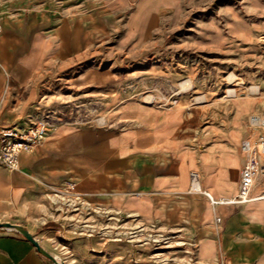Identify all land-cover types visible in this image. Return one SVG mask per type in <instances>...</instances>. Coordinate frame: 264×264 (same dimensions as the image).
I'll list each match as a JSON object with an SVG mask.
<instances>
[{"label":"crops","instance_id":"1","mask_svg":"<svg viewBox=\"0 0 264 264\" xmlns=\"http://www.w3.org/2000/svg\"><path fill=\"white\" fill-rule=\"evenodd\" d=\"M203 1L134 0L128 12L95 0L1 2V18L6 13L11 20L4 22L0 34V128L45 117V80L54 72L49 66L89 77L95 71V54L112 40L125 59L128 53L149 52V69L135 73L155 80L156 89L198 73L199 54L205 51L237 56L240 37L254 30L253 18L243 17L249 9L219 8L206 19ZM127 47L132 49L128 52ZM208 107L192 112L159 100L158 110L153 108L148 116L143 106L129 105L127 116L140 121L134 127L53 126L42 146L21 154L19 170H0V184L8 198L17 190L33 200L45 189L75 182L89 209L98 212L94 218L115 215L181 231L195 264H264V198L228 202L239 192L245 164L242 141L262 130H247L237 113L203 117ZM193 172L199 176L194 186ZM263 193L264 176H259L252 196ZM60 233L52 225L41 239ZM64 235L77 255L74 264L95 262V249L104 257L125 248ZM0 264L54 263L26 238L0 232Z\"/></svg>","mask_w":264,"mask_h":264},{"label":"rangeland","instance_id":"2","mask_svg":"<svg viewBox=\"0 0 264 264\" xmlns=\"http://www.w3.org/2000/svg\"><path fill=\"white\" fill-rule=\"evenodd\" d=\"M5 1L0 0V3ZM59 1L52 0V3ZM95 1L113 10L126 12L135 3L134 0ZM201 6L206 8V19L212 10L219 8L249 9V15L243 17L253 18L254 30L252 34L249 30L248 34L244 32L240 37L237 56L233 53V56L226 58L205 51L199 54L198 73L177 78L172 85L165 83L156 89L155 80L145 74L135 73L146 67L149 69V52L141 55L128 53L125 59L123 55L119 56L112 40L95 54V71L89 77L83 73L71 74L70 69L59 70L57 66L48 65L53 67L54 72L51 73L52 77L45 80L48 109L45 117L49 118L53 126L109 125L128 128L140 123L127 116L130 104L143 106L144 115L148 116L153 108L158 110V101L161 100L168 107L190 108L192 112L210 104L207 111L201 112L203 117H236L237 113V118L245 128L251 130L252 116L264 118V0H204ZM250 9L253 14H250ZM9 20L11 18L6 13L2 14V18L0 16L2 26ZM131 49L127 47L128 52ZM196 65L192 63L191 66ZM232 76H235L234 80ZM254 86H259L261 91L254 92ZM199 98L204 100L200 102ZM197 117L200 115L197 114ZM0 170L12 172L2 167ZM71 201L66 194L56 196L51 188L45 189L41 196L33 200L17 190L14 198H8L5 187L0 184V224L23 226L41 242L39 244L44 250L55 258L59 257L58 260L65 264L77 262L72 241L64 235L66 232L72 238L125 247L104 257L102 251L95 249L98 255L95 262L89 264H195L182 232L168 224L128 222V219L115 215H107L105 220L102 217L94 218L97 211L86 208L74 210L70 206ZM52 225L58 226L64 233L53 239H41V234ZM0 232L22 236L13 228L2 227ZM84 262L88 263V260L85 258Z\"/></svg>","mask_w":264,"mask_h":264},{"label":"built area","instance_id":"3","mask_svg":"<svg viewBox=\"0 0 264 264\" xmlns=\"http://www.w3.org/2000/svg\"><path fill=\"white\" fill-rule=\"evenodd\" d=\"M2 31L0 22V34ZM250 127L253 130H262V133L256 138L248 137L242 141L241 152L245 157V164L241 171L238 195L228 201L233 204H243L264 198V193L258 197L252 196L257 177L264 176V118L252 116ZM53 130V124L48 117L40 118L29 125L16 124L0 128V165L7 170H19L21 154L34 152L45 143ZM191 178L193 186L196 183L199 184L197 172H193ZM52 191L56 196L68 195L73 201L70 206L74 210L89 209L86 200L76 192L75 182H67L61 187L52 188ZM206 195L215 202L209 193Z\"/></svg>","mask_w":264,"mask_h":264},{"label":"water","instance_id":"4","mask_svg":"<svg viewBox=\"0 0 264 264\" xmlns=\"http://www.w3.org/2000/svg\"><path fill=\"white\" fill-rule=\"evenodd\" d=\"M2 227L16 229L24 238H26L29 242H31L37 248V250L40 253L45 255L52 262H54L55 264H65L64 262L59 261L57 258H55L51 254H49L46 250H44V248L39 244V242L36 240V238L27 229H25L23 226L14 225V224H10V223H4V224H0V228H2Z\"/></svg>","mask_w":264,"mask_h":264},{"label":"bare ground","instance_id":"5","mask_svg":"<svg viewBox=\"0 0 264 264\" xmlns=\"http://www.w3.org/2000/svg\"><path fill=\"white\" fill-rule=\"evenodd\" d=\"M231 79L234 80V79H235V76H232ZM253 91L256 92V93H259V92L261 91V89H260L259 86H254V87H253ZM203 100H204V98H199V99H198V101H200V102L203 101ZM24 153H25V152H24ZM22 154H23V153H22Z\"/></svg>","mask_w":264,"mask_h":264}]
</instances>
